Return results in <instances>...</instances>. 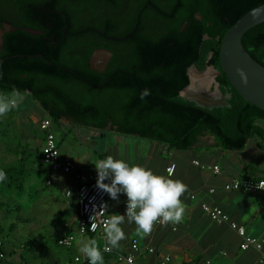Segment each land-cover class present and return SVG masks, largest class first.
<instances>
[{
    "label": "trees",
    "instance_id": "1",
    "mask_svg": "<svg viewBox=\"0 0 264 264\" xmlns=\"http://www.w3.org/2000/svg\"><path fill=\"white\" fill-rule=\"evenodd\" d=\"M16 4L18 17L9 20L15 30L4 34L0 48V92L16 88L29 93L53 124L65 119L177 151L190 149L204 134L231 151L244 149L250 139L264 140V111L236 92L219 63L226 31L264 0H16ZM242 44L264 67V23L247 31ZM96 50L112 54L102 72L89 64ZM192 66L200 72L207 67L219 72L215 83L222 95L230 96L227 106L206 109L179 97L189 85L187 71ZM144 89L151 94L141 100ZM41 148L36 153L46 186L49 171L41 162ZM6 173L7 188L23 190L25 160L20 158ZM5 233L0 226L1 259L11 228L6 237ZM10 258L6 249V263Z\"/></svg>",
    "mask_w": 264,
    "mask_h": 264
},
{
    "label": "crops",
    "instance_id": "2",
    "mask_svg": "<svg viewBox=\"0 0 264 264\" xmlns=\"http://www.w3.org/2000/svg\"><path fill=\"white\" fill-rule=\"evenodd\" d=\"M206 72L207 77L204 76L205 73H199L196 69L190 70V85L186 92L182 93V99L206 109L223 106L226 99L214 83L216 74L211 69H207ZM211 74L212 79H209ZM187 92L188 96H186ZM22 93L25 94L26 102L29 93ZM204 102L211 106H204ZM36 106L41 113L31 119L40 131L39 123L46 116L37 102ZM59 125L64 131L60 139L56 137L60 153L72 160L74 169L69 175L60 176L57 185H54L63 196V203H59L53 191H45L49 187L43 188L36 179L33 181L34 186H31L35 189L36 195L40 193L39 198L44 199V205H41L40 210L36 208L34 213L46 217L51 212L54 216L49 220V224L54 229L53 242L50 245L47 243V247L43 249L45 261L40 264H63L71 260L80 254L81 242L86 243L89 239L96 240L99 250L101 249L103 243L93 235L77 237L70 248L59 247L56 243L66 234H75L77 186L80 183H96L95 165L98 160L108 156L123 160L130 166L139 165L151 170L155 175L166 178L168 177L165 170L173 164L175 170L170 178L183 182L187 185L188 191L181 197L186 209L180 224L167 226L155 224L151 234L145 237L138 235L136 225L128 223L125 218V222L120 227L126 239L119 242L118 248L106 245L110 250L102 254L105 255L103 264H117L116 256L127 254L132 240L138 241L140 249L147 247L154 250L151 255L145 252L136 255L135 264H158L165 257L169 258L168 264H202L205 261H209L210 264H264L257 251L239 250L241 239L229 224L212 222L201 209L202 204L217 206L228 216L230 222L244 227L247 235L264 240V198L230 189V184L236 179L264 178V140L253 138L248 140L244 149L231 151L222 149L213 136L204 134L197 138L190 149L177 151L170 150L155 141L123 136L114 132H101L72 124L65 119H62ZM262 127L264 128V125ZM40 135L41 140L36 144L37 146L43 144L41 131ZM195 161L203 167L195 166ZM214 166L218 167V173L212 171ZM0 170L6 172V143L2 142H0ZM40 175L43 176L42 172ZM48 177L49 173L45 178ZM5 182H0V197L6 194ZM104 183H110V180H105ZM68 188H72V193L69 198H65L63 191ZM210 189H214V193H209ZM124 202H127L126 196L119 194L118 199L108 205V217L115 214L125 215ZM1 214L2 210L0 217ZM4 224L6 221L0 218V226L6 231ZM64 224H68V227L65 228ZM20 247L18 245L17 248ZM262 250L264 252V243ZM3 252L4 256L0 258V264H9L11 258L7 259L8 263H6V239L3 240ZM7 252L13 254L14 250L7 249ZM14 261L16 264H23L20 256Z\"/></svg>",
    "mask_w": 264,
    "mask_h": 264
},
{
    "label": "clouds",
    "instance_id": "3",
    "mask_svg": "<svg viewBox=\"0 0 264 264\" xmlns=\"http://www.w3.org/2000/svg\"><path fill=\"white\" fill-rule=\"evenodd\" d=\"M236 73L243 84L248 83L247 74L242 69L237 68ZM150 94V90L144 89L139 98L144 100ZM24 99L25 94L16 88L10 93H0V117H5L17 109ZM95 169L98 189L107 193L112 200H117L119 194H124L127 198L125 215H110L103 221L106 245L118 248L119 242L126 239L120 227L125 222V218L128 223L136 225L138 235L145 237L151 234L157 222L162 226L182 222L186 205L181 197L188 188L180 180L155 175L151 170L139 165L130 166L125 161L114 159L112 156L98 160ZM169 171L171 172V169ZM6 180L7 173L0 170V182ZM105 180H110V183H104ZM102 207L106 208L107 205ZM95 218L96 215L91 217V230H95L98 226L94 223ZM80 229L81 232L85 231L84 228ZM79 252L89 260V264H103L102 253L94 239H89L86 243L81 242Z\"/></svg>",
    "mask_w": 264,
    "mask_h": 264
},
{
    "label": "rangeland",
    "instance_id": "4",
    "mask_svg": "<svg viewBox=\"0 0 264 264\" xmlns=\"http://www.w3.org/2000/svg\"><path fill=\"white\" fill-rule=\"evenodd\" d=\"M106 58V55H100L93 59V68L96 70L101 69ZM206 70L207 68L201 72L197 71L205 73L204 76L207 77ZM209 79H212V74L209 75ZM214 83L212 84L213 87L216 84ZM186 94L188 96L189 93ZM222 96L225 97L227 102L229 96ZM27 97L28 100L26 102L24 100L17 109L11 111L5 117H0V142L6 143V170L18 165L19 159L23 158L28 171L23 190L14 188L9 191L6 186L5 196L0 197V205H2L0 206V210H2L0 218L6 221V224H4L6 233L11 228V234L6 240V249L14 250L11 260L9 259L12 264H16L14 260L19 256L23 264H40L44 262L43 249L47 247V243L50 245L53 242L54 237L52 235L54 232L53 226L49 224L50 218L54 217L51 215L52 213L49 212L46 217L34 213L36 208L40 210L41 205H44V199L39 198L40 193L36 195L35 189L31 187L33 181L36 179L43 188L45 186L44 176L40 175L42 166L36 153L37 148L39 149L36 144L40 142L41 135L37 126L33 124L31 117H38L41 111L36 106V102L30 97V94ZM226 102L220 107L227 106ZM203 104L204 106H211L206 102ZM52 131L59 139L64 132L59 124H52ZM35 186L37 187L36 184ZM48 189L45 191H53L59 203L64 202L63 196L57 191L56 186ZM21 244H27L29 248H17Z\"/></svg>",
    "mask_w": 264,
    "mask_h": 264
},
{
    "label": "built area",
    "instance_id": "5",
    "mask_svg": "<svg viewBox=\"0 0 264 264\" xmlns=\"http://www.w3.org/2000/svg\"><path fill=\"white\" fill-rule=\"evenodd\" d=\"M52 121L49 118H44L39 123V129L43 133V144L41 148V162L47 167L49 171V177L46 178V186L52 187L57 185L60 176L69 175L73 169L74 164L72 160L63 156L60 153L58 142L55 134L52 131ZM194 165L197 167H203L199 162L195 161ZM171 169V172L169 171ZM175 165H169L166 170V176L168 178L172 177L174 174ZM214 173H218V167L214 166L212 168ZM230 189L233 191H240L248 194H255L264 198V178L257 180L251 179H236L230 184ZM72 193V188H68L63 191L65 198H69ZM209 193H214V189H210ZM110 196L96 187V183H80L77 186V212H76V225L75 234H66L57 240V245L59 247L70 248L77 237H85L87 235H93L99 241H101V253L106 254L109 252V248L106 246L105 234L103 232V221L107 220L109 217L107 215V208L110 203H113ZM103 205H107L103 208ZM126 208L127 202L123 203ZM202 211L210 218L214 223H227L230 228L236 232L240 237L241 242L239 244L240 251H248L250 249L260 253V260L264 261L263 243L264 240L254 238L246 234V230L242 226L230 222L228 216L217 206H212L208 204L201 205ZM96 215L94 223L98 226L95 230H91V217ZM169 223L168 225H170ZM157 226H162L159 222L156 223ZM67 228L68 224H64ZM80 228H84L85 231L81 232ZM141 252H145L149 255L154 253L152 248L145 247L140 249L137 240H132L129 247V252L127 254H119L116 256L117 264H135V257ZM79 257V259H77ZM169 258L165 257L160 260L158 264H168ZM63 264H89V260L83 255L73 257L71 260L64 262ZM202 264H210L209 261H205Z\"/></svg>",
    "mask_w": 264,
    "mask_h": 264
},
{
    "label": "water",
    "instance_id": "6",
    "mask_svg": "<svg viewBox=\"0 0 264 264\" xmlns=\"http://www.w3.org/2000/svg\"><path fill=\"white\" fill-rule=\"evenodd\" d=\"M264 23V4L252 9L243 15L239 20H237L224 34L220 42L219 47V63L222 72L225 74L229 80L232 87L236 92L241 95V97L249 104L257 107L258 109L264 111V67L260 65L256 60H254L245 50L242 44V38L244 34L250 29ZM6 31H14L11 25H5ZM28 33L32 35H38L40 32H35L33 30L25 29ZM2 46V39H0V47ZM100 55H106V61L101 69H97L102 72L112 54L107 50H96L93 52L92 57L89 61L90 67L93 70L92 60ZM195 69L194 66L190 67L187 71L189 77V72L191 69ZM242 69L248 77V83L243 84L240 81L239 76L236 73V69ZM215 72L216 76L219 74L217 70L213 67H207ZM189 85L180 92L179 97L182 98V93L189 87ZM230 97V96H229ZM202 107V106H200ZM204 108V107H202ZM213 109V108H208ZM111 125L108 126V129Z\"/></svg>",
    "mask_w": 264,
    "mask_h": 264
},
{
    "label": "flooded vegetation",
    "instance_id": "7",
    "mask_svg": "<svg viewBox=\"0 0 264 264\" xmlns=\"http://www.w3.org/2000/svg\"><path fill=\"white\" fill-rule=\"evenodd\" d=\"M18 11L16 0H0V39H2L4 34L7 32L5 25H11L9 20L17 18Z\"/></svg>",
    "mask_w": 264,
    "mask_h": 264
},
{
    "label": "bare ground",
    "instance_id": "8",
    "mask_svg": "<svg viewBox=\"0 0 264 264\" xmlns=\"http://www.w3.org/2000/svg\"><path fill=\"white\" fill-rule=\"evenodd\" d=\"M193 69H194V68H193ZM185 92H186V91H185ZM185 92H184V93H185Z\"/></svg>",
    "mask_w": 264,
    "mask_h": 264
}]
</instances>
